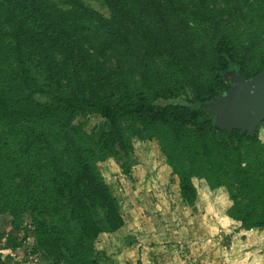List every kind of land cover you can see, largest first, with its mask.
<instances>
[{
	"label": "trees",
	"instance_id": "16d2710c",
	"mask_svg": "<svg viewBox=\"0 0 264 264\" xmlns=\"http://www.w3.org/2000/svg\"><path fill=\"white\" fill-rule=\"evenodd\" d=\"M100 1L108 15L85 0H0L3 264L30 236L45 262H109L96 243L125 218L101 163L129 156L132 137L158 143L188 205L196 181L224 187L229 217L264 228V121L228 131L202 106L229 88L227 70L264 67V0Z\"/></svg>",
	"mask_w": 264,
	"mask_h": 264
},
{
	"label": "rangeland",
	"instance_id": "374dc122",
	"mask_svg": "<svg viewBox=\"0 0 264 264\" xmlns=\"http://www.w3.org/2000/svg\"><path fill=\"white\" fill-rule=\"evenodd\" d=\"M85 1L109 14L100 0ZM100 121L91 115L88 128ZM260 137L264 141V125ZM131 141L129 156L101 163L125 218L120 231L102 234L96 243L110 259L103 264H264V228L246 230L229 217L226 188L211 190L198 180L199 195L190 206L181 199L177 176L158 143ZM9 220L8 215L0 219V231L11 232Z\"/></svg>",
	"mask_w": 264,
	"mask_h": 264
},
{
	"label": "water",
	"instance_id": "95a60500",
	"mask_svg": "<svg viewBox=\"0 0 264 264\" xmlns=\"http://www.w3.org/2000/svg\"><path fill=\"white\" fill-rule=\"evenodd\" d=\"M224 79L229 88L209 103L210 118L220 129L253 135L264 121V67L250 78L229 69Z\"/></svg>",
	"mask_w": 264,
	"mask_h": 264
},
{
	"label": "built area",
	"instance_id": "2783aa9c",
	"mask_svg": "<svg viewBox=\"0 0 264 264\" xmlns=\"http://www.w3.org/2000/svg\"><path fill=\"white\" fill-rule=\"evenodd\" d=\"M30 227V226H29ZM32 228V227H30ZM9 237V233H6L4 239L6 240ZM4 240V241H5ZM32 241V246H27L28 241ZM33 236L29 237L23 242V245L17 246L15 248H10L5 250V255L8 259L6 264H39L41 263L42 256L38 253L35 254L33 250Z\"/></svg>",
	"mask_w": 264,
	"mask_h": 264
},
{
	"label": "crops",
	"instance_id": "0c3cea01",
	"mask_svg": "<svg viewBox=\"0 0 264 264\" xmlns=\"http://www.w3.org/2000/svg\"><path fill=\"white\" fill-rule=\"evenodd\" d=\"M4 217H5V215L0 214V219H2ZM8 218H9V216H8ZM9 222H10V220H9ZM4 260H5V257H4V254H2V256H0V264H3L5 262Z\"/></svg>",
	"mask_w": 264,
	"mask_h": 264
},
{
	"label": "flooded vegetation",
	"instance_id": "af4514ba",
	"mask_svg": "<svg viewBox=\"0 0 264 264\" xmlns=\"http://www.w3.org/2000/svg\"><path fill=\"white\" fill-rule=\"evenodd\" d=\"M230 70H233V69H230ZM235 70H236V69H235ZM236 73H238L237 70H236ZM233 75H235V74H233ZM211 101H212V100H210V101L205 102V103L202 104V105H203V108H204L206 111H207V109L209 108L208 105H209V103H211Z\"/></svg>",
	"mask_w": 264,
	"mask_h": 264
}]
</instances>
